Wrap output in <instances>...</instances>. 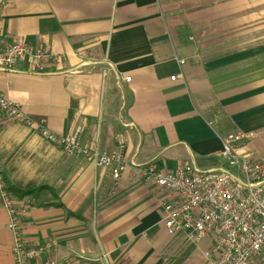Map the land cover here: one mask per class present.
I'll list each match as a JSON object with an SVG mask.
<instances>
[{
  "label": "crops",
  "instance_id": "crops-1",
  "mask_svg": "<svg viewBox=\"0 0 264 264\" xmlns=\"http://www.w3.org/2000/svg\"><path fill=\"white\" fill-rule=\"evenodd\" d=\"M0 36L58 58L47 75L0 74V99L32 125L0 122L3 185L33 207L22 244L51 243L54 264H206V240L164 235L158 206L171 197L136 172L211 173L235 133L256 134L238 154L264 162V0H5ZM37 125L103 154L121 146L130 168L112 180ZM4 226L0 211L11 264Z\"/></svg>",
  "mask_w": 264,
  "mask_h": 264
},
{
  "label": "built area",
  "instance_id": "built-area-1",
  "mask_svg": "<svg viewBox=\"0 0 264 264\" xmlns=\"http://www.w3.org/2000/svg\"><path fill=\"white\" fill-rule=\"evenodd\" d=\"M4 2L0 0V8ZM57 62L58 58L45 50H32L16 43L6 45L5 37L0 36V74L47 75L45 67ZM1 121L19 124L25 129L32 127L15 106L0 99ZM35 130L46 143H54L64 156L92 169H110L112 180L130 168L122 159L121 146L103 154L94 145L80 146L74 133L53 141L39 125ZM255 138L256 134L225 136L216 154L223 167L211 173L183 166L171 174H163L152 165L136 172L141 183L149 182L171 197L170 202L159 206L164 235L181 237L187 246L206 240L208 249L201 254L206 264H264V162L250 161L238 154L246 142ZM0 211L10 240L11 264H54L48 259L51 243L31 248L22 244L20 221L33 212V207L22 199L16 205L1 177Z\"/></svg>",
  "mask_w": 264,
  "mask_h": 264
},
{
  "label": "trees",
  "instance_id": "trees-1",
  "mask_svg": "<svg viewBox=\"0 0 264 264\" xmlns=\"http://www.w3.org/2000/svg\"><path fill=\"white\" fill-rule=\"evenodd\" d=\"M6 192L9 193V196L13 199L16 197L14 193H12L10 190L6 189Z\"/></svg>",
  "mask_w": 264,
  "mask_h": 264
},
{
  "label": "rangeland",
  "instance_id": "rangeland-1",
  "mask_svg": "<svg viewBox=\"0 0 264 264\" xmlns=\"http://www.w3.org/2000/svg\"><path fill=\"white\" fill-rule=\"evenodd\" d=\"M165 174H167V173H165ZM155 189V188H154ZM157 190V189H156ZM158 191H161V190H158ZM162 192V191H161ZM164 193V192H163ZM167 195V194H166ZM162 204V203H161ZM159 206H160V204H159ZM159 206H158V212H159Z\"/></svg>",
  "mask_w": 264,
  "mask_h": 264
}]
</instances>
